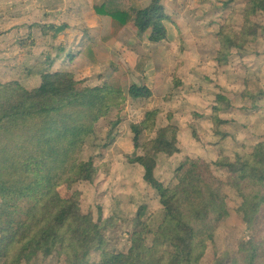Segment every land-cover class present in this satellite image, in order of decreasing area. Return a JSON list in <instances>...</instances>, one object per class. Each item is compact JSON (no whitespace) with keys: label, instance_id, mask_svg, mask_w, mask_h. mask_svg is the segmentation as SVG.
<instances>
[{"label":"trees","instance_id":"trees-1","mask_svg":"<svg viewBox=\"0 0 264 264\" xmlns=\"http://www.w3.org/2000/svg\"><path fill=\"white\" fill-rule=\"evenodd\" d=\"M234 1L222 4L226 7ZM93 9L110 19L111 35L131 23L138 34L149 32L148 42L158 44L171 42L172 29H178L159 0H151L144 8L135 0H104ZM257 13L264 14V0H247L241 25H233V12L219 24L215 56L219 66L228 64L233 51L257 39L263 29L251 20ZM53 62L48 52L35 67L17 69L21 78L38 77V85L31 89L23 87L20 78L0 82L1 264H29L38 256L53 255L59 264H199L229 216L227 189L240 198L236 212L248 237L230 255H221L211 264H264V141L233 160L219 151L214 165L226 170L223 178L214 174L206 160L186 158L174 169L173 184L166 185L156 177L154 155L171 157L179 151L175 140L179 128L170 123L157 127L159 109L147 111L129 125L133 148L140 154L127 162L142 168L143 180L162 206L163 219L152 231L150 245L141 230H134L126 251L107 250L104 232L119 220L113 217L97 223L90 213L81 212L80 191L73 185L93 183L101 166L80 156L99 119L121 108L127 96L146 100L153 91L142 82L131 83L126 91L105 81L78 87L72 72L52 71ZM147 62L146 56L136 57L137 75L145 73ZM241 96L253 99L256 95L244 90ZM231 106L222 92L215 94L214 130L226 123L220 115ZM98 249V259L93 261L92 253Z\"/></svg>","mask_w":264,"mask_h":264},{"label":"rangeland","instance_id":"rangeland-1","mask_svg":"<svg viewBox=\"0 0 264 264\" xmlns=\"http://www.w3.org/2000/svg\"><path fill=\"white\" fill-rule=\"evenodd\" d=\"M61 1L69 2V6L50 11V0H0V82L20 78L27 89L37 86V76L21 78L17 69L35 67L49 52L54 59L51 70L72 72L78 87L105 81L125 91L133 82L152 89L151 98L134 100L127 96L121 108L110 110L94 124V133L86 139L80 158L92 159L101 168L93 183L73 185L80 191L83 214L90 213L97 223L118 218V224L104 232L107 250L126 251L134 230H141L146 245H150L151 233L164 213L155 191L143 180L142 168L127 162V158L140 154L133 148L129 125L140 121L147 111L159 109L157 127L168 123L178 126L175 140L179 151L171 157L154 155L155 174L162 183L173 184V171L186 158L206 160L212 164L214 174L223 178L226 170L214 165L219 151L233 160L264 141V14L251 16L263 27L257 39L233 51L228 64L219 66L215 60L218 26L232 12L233 25H241L247 0H235L226 7L222 5L224 0L177 2V15L170 16L178 29H172L171 42L151 46L158 62L154 55H147L145 73L139 76L133 67L136 57L144 56L138 48L148 42L149 32L136 43L128 38L124 42L117 33L111 35L110 21L108 31L107 25L95 20L99 15L93 7L81 8L76 0ZM244 90L255 94V98L243 99ZM217 92L228 97L232 106L220 115L226 123L214 130L211 113ZM226 193L229 216L199 264H211L221 255H230L248 237L236 212L240 198L232 189ZM99 251L92 253L93 261L98 259ZM29 264L59 263L53 255L48 259L38 256Z\"/></svg>","mask_w":264,"mask_h":264},{"label":"crops","instance_id":"crops-1","mask_svg":"<svg viewBox=\"0 0 264 264\" xmlns=\"http://www.w3.org/2000/svg\"><path fill=\"white\" fill-rule=\"evenodd\" d=\"M103 1L104 0H76L75 2L81 8L82 7L88 8L89 7V9H92V7L94 5L102 4ZM150 1L151 0H135V3H136V5L138 7L144 8V7H146L150 3ZM181 1L182 0H159V2L161 3V5L165 9V12L168 15H172V16H176L177 15V13L175 12V8L177 6V2H181ZM50 2L52 4V6L50 5V9H49L50 11L57 10V8H59L60 6H63V7L69 6V2H63L61 0H55V1L54 0H50ZM187 2L190 3V0H188ZM49 16L52 17L53 15L50 13ZM97 17H98V19L96 18L95 20L96 21H99L101 24H105V26L107 25L108 31H110V27H109V21H110V19L108 17H105V16L104 17L103 16H97ZM117 36L123 37V39L125 40L124 42H126L127 41V38H128L129 42L132 41L134 43L140 41V39L142 40V39L145 38V35L138 34L137 33L136 28L131 23L126 24L124 26V28H122L120 31H118ZM165 42L166 41H162V42L158 43L157 46H160L161 44H164ZM151 46L153 47L154 44L148 43V42L145 41L144 43L142 42V46L140 48H138V50H140V54H142V52H143V55L144 56H147L148 55V56H151V58H152L153 55H154V52L156 50L155 51H152ZM133 53L135 54L136 51L133 52ZM154 58H155V62H158V60L155 57V55H154Z\"/></svg>","mask_w":264,"mask_h":264}]
</instances>
